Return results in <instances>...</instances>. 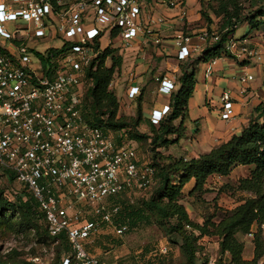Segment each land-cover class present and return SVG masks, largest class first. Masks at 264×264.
Instances as JSON below:
<instances>
[{"label":"built area","instance_id":"obj_1","mask_svg":"<svg viewBox=\"0 0 264 264\" xmlns=\"http://www.w3.org/2000/svg\"><path fill=\"white\" fill-rule=\"evenodd\" d=\"M184 1L164 0L161 5L179 8L184 22ZM155 11L145 0H0V170L36 199L55 242L66 238L68 252L58 264H105L87 246L104 229L123 237L128 226L120 222L122 207L115 199L153 183L155 170L140 163L135 149L89 125L84 109L93 86L88 70L105 48L104 40L120 38L130 48L139 37H152L156 25L167 22ZM53 36L64 41L61 48L35 52L30 46L32 38ZM206 36L204 32L201 38ZM192 39L179 33L178 60L192 56ZM97 40L102 42L99 49ZM154 41L160 44L161 38ZM244 44L232 41L226 51L255 57L257 52ZM54 49L58 52L51 53ZM42 55L49 61L44 63ZM220 59L207 62V77ZM252 80L250 75L240 78L243 85ZM175 88L174 81L163 79L159 91L170 96ZM241 92L246 94L247 88ZM140 95L138 86L129 88V99ZM236 104L233 92L224 90L220 119H235ZM170 112V105L153 111L151 122L160 125Z\"/></svg>","mask_w":264,"mask_h":264},{"label":"trees","instance_id":"obj_2","mask_svg":"<svg viewBox=\"0 0 264 264\" xmlns=\"http://www.w3.org/2000/svg\"><path fill=\"white\" fill-rule=\"evenodd\" d=\"M145 1L151 7L157 6V4H151L152 0ZM241 1L252 0H211L213 3L222 2V10L216 11V15H224L221 38L218 42L210 44L209 48L198 57L197 63H207L212 59L229 55L226 51V44L230 37L235 35L237 23L243 20ZM260 2L262 6L257 9L255 16L248 19L252 31L264 25V20L256 21L257 17L264 19V0ZM182 4L187 6V1L185 0ZM101 45L100 40L95 42L96 49H99ZM57 52L55 49L51 50V53ZM42 59L44 63L49 61V58L43 55ZM108 59L112 61L110 67L106 65ZM97 61L88 70L89 80L93 86L85 95L84 117L89 125L101 127L113 135L117 133L120 137L119 142L117 140L118 145H123L124 141H131L132 130H137L143 123V98L141 96L137 99L134 123H126L119 116L120 101L117 95L109 89L116 69L121 71L123 58L118 55L116 49L108 46L102 50ZM196 74L197 70L193 63L181 65V74L178 79L179 89L173 92L170 98L171 112L161 121L160 125L156 126L151 123L150 126L154 136L153 143L158 147H168L181 140L182 131L186 129L183 123L178 121L183 120L187 113L189 100L196 86ZM171 136L177 138L171 139ZM169 161V165L163 167L157 165L161 168L157 176L159 189L155 197L146 202L144 206L128 205L123 200L125 194L115 199V203L122 207L120 222L127 225L130 231V228H135L142 222L151 221L152 216H156L163 224L176 219L178 223L173 226V232L181 238L184 257L190 264H199L197 243L200 238L208 235L209 231L206 225L194 223L190 219L186 208L181 204L183 190L187 184L194 182L191 193L203 191L209 178L217 175L226 177L239 167H247L250 169L249 174L239 180L237 190L251 194V197L234 211L227 212L218 225L217 231L220 238V249L223 254L227 253L231 256L232 264H248L242 260L244 245L237 236L250 233L252 227L257 224L264 225V103L256 108V117L250 121L242 134L233 136L228 142L198 157L191 159H172L171 157ZM23 193L22 196L8 197L0 190V222H11L17 218L16 215L19 213L21 219L19 225L22 228L35 226L41 229L40 222H44L45 215L40 210L36 199L26 191ZM45 233L48 238L55 241L48 234L47 229ZM112 234L118 237L114 232ZM61 239V244L68 248L64 235ZM90 246H87V250L94 254ZM256 250L254 262L250 264H257L263 256L262 243L259 241H257ZM63 258L58 249L55 264Z\"/></svg>","mask_w":264,"mask_h":264},{"label":"rangeland","instance_id":"obj_3","mask_svg":"<svg viewBox=\"0 0 264 264\" xmlns=\"http://www.w3.org/2000/svg\"><path fill=\"white\" fill-rule=\"evenodd\" d=\"M162 1L164 0H152L151 4L161 5ZM221 3H213L211 0H198L200 8L198 9L197 20L192 25V29H186L185 33L190 36L194 35L193 33L202 35L203 32L199 33V31L205 29L207 40L211 44L218 42L221 38V27L224 22V15H216V11L220 12L222 10ZM240 4L243 20L238 22L236 26L237 30H240L238 33L240 36H244L246 33L247 36L235 40L234 35H232L226 46L234 41L241 44L245 43L244 45L249 50H255L256 44L264 48V25L257 30L259 32L258 36L253 38L257 39L256 42L243 41L248 38L249 30H251L248 19L255 16L262 3L260 0H252L241 1ZM261 20L264 19L262 17L256 18V21ZM214 37H218V41L213 40ZM106 41L105 39V43L103 42L105 48L107 47ZM63 45L64 41L54 36L45 40L32 38L30 43L35 52H45L53 47L61 48ZM31 57L33 60L32 66L37 68L38 61L35 59V55L31 54ZM225 58L235 59L236 54L229 53ZM252 58H244L245 64L253 63ZM194 59L197 60L198 58ZM111 64L112 61L108 59L106 65L110 67ZM250 71L256 72V66L250 67ZM121 79V71L116 69L110 84V91L120 95L122 91L126 92L128 90V82ZM120 117L130 124L134 123L136 119V116ZM184 132L183 130L182 138L186 137ZM114 138L118 144L120 137L117 133L114 134ZM170 138L176 139L177 137L171 136ZM130 139L131 141H124V144L135 149L143 165L150 166L155 170L151 186L144 190H134L123 197L124 202L128 205L141 207L154 198L159 189L157 176L161 168L157 165H160V167L169 165V158L171 157L172 159L194 158V150L192 148L186 150V147L187 145H193L196 138L194 135H189L182 142L178 141L168 147L160 148L153 143L152 130L149 127L140 126L137 130H132ZM249 171V168L239 167L229 176H213L209 178L204 190L196 193H191L194 182L185 186L181 204L184 205L194 223L206 225L209 231V234L200 238L197 243V261L199 264H232L231 256L227 253L223 254L220 249L217 227L227 212L234 211L243 205L246 199L251 197V194L237 190L239 180L247 177ZM0 190L5 192L8 197H17L24 194L15 179L5 175L1 170ZM16 217L8 223L0 222V264H55L58 249L60 255L62 254V258L64 254H67L68 248L48 238L43 221L40 222L41 229L35 226L22 228L19 225L21 221L20 214L17 213ZM177 223L176 219H171L170 222L163 224L156 216H152L151 221L142 222L135 228H130V231L120 238L112 234V229H104L97 240L91 244L90 249L105 264H190L183 255L181 238L173 232V226ZM196 235L199 234L196 233ZM237 238L244 245L242 260L248 264L254 262L257 254V241L261 242L263 256L257 264H264V225L257 224L252 227L250 233L246 235L239 234ZM163 247L168 249L166 253L162 252Z\"/></svg>","mask_w":264,"mask_h":264},{"label":"crops","instance_id":"obj_4","mask_svg":"<svg viewBox=\"0 0 264 264\" xmlns=\"http://www.w3.org/2000/svg\"><path fill=\"white\" fill-rule=\"evenodd\" d=\"M187 1V19L183 22L180 17L179 8H167L165 5H157L154 15L164 17L167 22L157 24L155 34L152 37H139L130 48H127L124 41L120 38L107 41V47L116 49L118 55L123 58L121 76L124 82L131 86H138L141 89L143 98V123L142 127L151 126V116L153 111H161L164 106L170 105L172 94L164 95L160 93L161 81L167 79L174 81L176 88L179 89L178 79L181 74V65L193 63L196 67V86L192 97L189 100L188 110L183 117L186 137L194 135L196 141L193 145H187L186 150L193 149L194 157L210 152L213 148L222 143H226L235 135L242 134L243 130L249 125L250 121L256 117V108L264 103V48L255 45L257 54L251 60L253 63L245 64L243 56L237 53L235 59L222 57L213 70L211 77L206 76L208 63H197L194 58H198L209 48L210 42L202 39V35L193 33V47L195 51L186 61L178 60L179 49L176 46L177 36L180 32L192 29L197 20L200 4L198 0ZM205 29L199 31L204 33ZM239 29L236 31L235 40L247 36H240ZM249 36L244 42H256L253 39L258 36L257 30H249ZM161 38L160 44L154 38ZM241 45L240 42H237ZM256 66V72H251L250 67ZM234 67V72L229 69ZM256 73V74H255ZM244 75L253 77L245 85L240 82ZM247 88V93L242 94L241 89ZM128 88V90H129ZM128 90L117 94L120 101L119 116H136L137 97L134 100L128 98ZM224 90H231L237 100L236 117L232 121L225 122L218 115L219 97ZM190 144V143H189ZM139 158V157H138ZM140 160V158H139ZM141 163V162H140ZM142 164V163H141ZM247 168V167H246Z\"/></svg>","mask_w":264,"mask_h":264}]
</instances>
